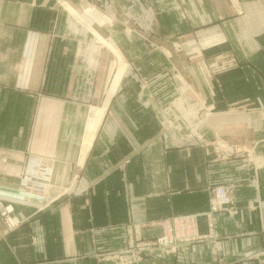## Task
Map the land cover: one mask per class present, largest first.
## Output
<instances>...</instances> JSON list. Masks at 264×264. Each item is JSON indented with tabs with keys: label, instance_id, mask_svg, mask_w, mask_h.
I'll return each instance as SVG.
<instances>
[{
	"label": "crops",
	"instance_id": "obj_1",
	"mask_svg": "<svg viewBox=\"0 0 264 264\" xmlns=\"http://www.w3.org/2000/svg\"><path fill=\"white\" fill-rule=\"evenodd\" d=\"M205 1L188 0L204 12L182 37L192 82L166 112L128 77L134 60L161 59L124 30L130 5L0 0V200L19 220L6 233L0 214V264H114L101 254L124 248L129 228L150 238L154 220L204 219L215 185L234 201L218 239L138 264H264V0ZM175 8L141 2L139 20L148 32L155 12L169 41ZM26 170H52L48 191L30 192Z\"/></svg>",
	"mask_w": 264,
	"mask_h": 264
},
{
	"label": "rangeland",
	"instance_id": "obj_2",
	"mask_svg": "<svg viewBox=\"0 0 264 264\" xmlns=\"http://www.w3.org/2000/svg\"><path fill=\"white\" fill-rule=\"evenodd\" d=\"M77 1L80 4L79 5L80 8L84 10L87 9L88 7L96 6V4L98 3L104 5L115 2V7L117 9L123 8L125 6L128 7L130 5L129 10L132 11L133 16L131 15L130 17L124 14L128 10L121 11L123 15L126 17V20L124 21V25H125L124 30L126 31L127 34H133V35L137 34L140 36H144L148 41L151 50L153 51L156 50L159 51V53H161V59L159 61L148 60V62H145L143 66H140L139 65L140 63L139 62L137 63L134 60V63H132L133 66L130 69L131 71L129 72L128 77L130 78V81L132 83H139L143 85V87L146 90L148 89L147 91H143V96L148 94V96L151 99L160 101L159 103L162 104L161 108L164 111L171 112L172 110L171 101L173 99H177V100L183 99L184 95L189 93L188 90L190 89V85L192 82L190 76V68H189L191 60L187 58L185 55L184 42H183L184 38L182 37L185 36L189 31L188 23L190 21L193 23L192 16L190 15L191 14L194 15L197 13V17L198 19H200L201 18L200 14H204V12L191 11L190 8L188 7V0H174L176 2L175 11L169 9V11H166V15H165L168 25V27L165 28L166 31L165 35L166 37L169 36L170 40L164 41V40H160V37L158 35V29L155 26V19H156L155 12H153L152 13L153 15L150 17V20H152L153 22L151 28L152 30L146 32L142 23L139 20L141 2L143 3V6L145 5L148 7L149 4L154 5L155 0H77ZM196 1L201 3L206 2L205 0H196ZM153 8L155 7L153 6ZM150 9H151V5H150ZM173 17H177L180 22V25L175 27V29L182 31L179 34H177V31L175 33L172 32V29H174V27L171 25V20ZM115 52L119 54L117 50ZM184 88L185 90L187 88V90L185 91ZM133 93L140 94V91L138 90L137 92H133ZM95 110H97L100 119L94 116L91 117L87 128V133L89 134L90 138L94 136L95 131L102 119L103 112L106 110V106L104 105L102 108ZM88 141H90V139ZM218 144H220V141L218 142ZM218 144H217L218 147H225V145L223 144L222 146ZM223 152L224 151H222L221 154H217V156L223 158L225 156ZM22 173H23L22 179H26V181L29 182L28 189L30 192L44 193L45 191H48V189L50 188V186L48 185L49 182L47 184L45 183V186L41 185L39 183L40 181H38L37 175L34 174V172L26 170V171H22ZM26 176H29V179H27ZM30 176L32 177V180ZM222 186L223 185H215L212 187L213 199H211L209 210L203 214L205 216L204 219H200L199 214L196 213H188V214L183 213L182 215H178V216L185 215L189 217L193 216V218H195L193 232L190 233L191 235L189 237L185 234L180 235V238L182 240L179 242V244L176 243L175 246H172L171 245L172 243H170V245L162 244L163 240L166 238L167 235H166V230H164V226L158 223V221L163 219L154 220L151 223V225L159 226L161 228L162 232L159 235L150 238H145L143 237L142 233H140V229L139 228L137 229V227L134 226L133 228L128 229L127 244L124 248L103 253L101 254V258L104 260H112L114 264H138L146 256L151 255L153 253L155 254V251L157 249H164L167 254H174L177 252L178 247L188 248L191 245L193 246L195 244H199L209 240L212 241L217 240L219 237L216 230L217 228L216 226L218 222L217 220L218 214L226 210H234V203H233L234 201L232 197L229 195L226 204H222L221 206L214 205V201H213L214 193L217 191L218 189L217 187H222ZM14 210L15 208L12 203L9 202L4 203L2 200H0V214L4 216L6 233L14 229L16 226H18L17 224H19V220L12 218V212H14ZM140 227H143V225ZM148 243L151 245H148ZM133 252L135 253V255L132 256L129 262H125L122 256L125 254L131 255ZM262 254H264V250L262 251Z\"/></svg>",
	"mask_w": 264,
	"mask_h": 264
},
{
	"label": "built area",
	"instance_id": "obj_3",
	"mask_svg": "<svg viewBox=\"0 0 264 264\" xmlns=\"http://www.w3.org/2000/svg\"><path fill=\"white\" fill-rule=\"evenodd\" d=\"M50 177H51V170H48V172L41 175V179H38V181H40L39 183L41 185L45 186V183L47 184L50 181ZM26 178L29 179V176H26ZM30 178L32 180L31 176ZM217 188H218L217 191L214 193L213 201H214V205L221 206L222 204L227 203L228 194L226 193L225 188L223 186ZM194 219L195 218H193V216L189 217L183 215V216H174L171 218H165L163 220L158 221V223L164 226V230H166V235H167L166 238L163 240L162 244L170 245V243H172L171 245L175 246L176 243L179 244V242L182 240L180 238V235L185 234L189 237L191 235L190 233H192L194 229ZM148 245L151 244L148 243ZM133 255H135L134 252L131 255L125 254L122 257L125 262H129Z\"/></svg>",
	"mask_w": 264,
	"mask_h": 264
}]
</instances>
